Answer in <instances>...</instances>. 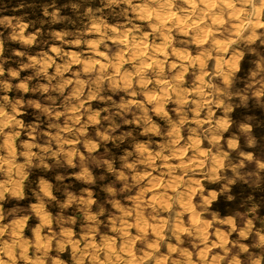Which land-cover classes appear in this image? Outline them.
<instances>
[{
	"label": "rangeland",
	"instance_id": "obj_1",
	"mask_svg": "<svg viewBox=\"0 0 264 264\" xmlns=\"http://www.w3.org/2000/svg\"><path fill=\"white\" fill-rule=\"evenodd\" d=\"M0 264H264V0H0Z\"/></svg>",
	"mask_w": 264,
	"mask_h": 264
},
{
	"label": "bare ground",
	"instance_id": "obj_2",
	"mask_svg": "<svg viewBox=\"0 0 264 264\" xmlns=\"http://www.w3.org/2000/svg\"><path fill=\"white\" fill-rule=\"evenodd\" d=\"M209 8V7H208ZM187 15V14H186ZM217 18V17H216ZM124 43V42H123ZM179 52V51H178ZM181 53V52H180ZM182 54V53H181ZM184 56V55H183ZM160 68V67H159ZM22 247V246H21ZM23 249V248H22ZM129 259V258H128Z\"/></svg>",
	"mask_w": 264,
	"mask_h": 264
}]
</instances>
